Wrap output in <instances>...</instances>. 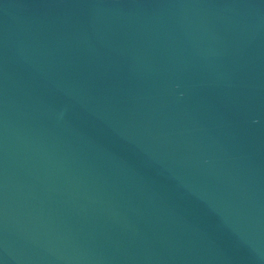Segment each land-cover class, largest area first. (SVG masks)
<instances>
[{
    "label": "water",
    "instance_id": "1",
    "mask_svg": "<svg viewBox=\"0 0 264 264\" xmlns=\"http://www.w3.org/2000/svg\"><path fill=\"white\" fill-rule=\"evenodd\" d=\"M0 264H264V0H0Z\"/></svg>",
    "mask_w": 264,
    "mask_h": 264
}]
</instances>
